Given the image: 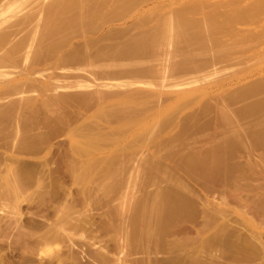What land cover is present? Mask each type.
Masks as SVG:
<instances>
[{
	"label": "rangeland",
	"instance_id": "1",
	"mask_svg": "<svg viewBox=\"0 0 264 264\" xmlns=\"http://www.w3.org/2000/svg\"><path fill=\"white\" fill-rule=\"evenodd\" d=\"M69 1L0 0V264H264V0Z\"/></svg>",
	"mask_w": 264,
	"mask_h": 264
},
{
	"label": "bare ground",
	"instance_id": "2",
	"mask_svg": "<svg viewBox=\"0 0 264 264\" xmlns=\"http://www.w3.org/2000/svg\"><path fill=\"white\" fill-rule=\"evenodd\" d=\"M73 1H75V0H73ZM119 1H120V0H119ZM22 2H23V1H22ZM37 4H38V3H37ZM71 4H72V0L69 1L68 4L65 3L64 6H61L62 9H63V10L61 9V10L63 11V13H60V14H61V15H62V14L64 15L65 12H67V11L71 8ZM35 5H36V4H35ZM15 7H16V6H15ZM63 7H64V8H63ZM9 8H10V7H9ZM34 8H35V7H34ZM26 11H27V10H26ZM69 11H70V10H69ZM4 12H5V11H4ZM9 12H10V11H9ZM2 13H3V12H2ZM68 13H69V12H68ZM66 14H67V13H66ZM68 15H70V14H68ZM66 16H67V15H66ZM73 17H74V16H73ZM77 17H78V16H77ZM66 18H68V17H66ZM69 18H70V17H69ZM24 19H25V18H24ZM64 19H65V18H64ZM64 19H63V20H64ZM14 20H15V19H14ZM20 20H21V19H20ZM65 20H67V19H65ZM65 20H64V21H65ZM69 20H72V19H69ZM172 20H173V19H172ZM178 20H179V21H178ZM23 22H24V21H23ZM163 22H165V21H163ZM170 22H171V20H170ZM176 22L178 23V30H176V31H178V32H176V33L179 34V35H177V36L181 37V35H180V33H179V30H183V28L185 29V27H186V26H185L186 23H185V21H184L183 19H181V20H180V19H177ZM208 22H209V21H208ZM171 23H172V22H171ZM203 23H204V22H203ZM211 23H212V21L210 20L209 24H211ZM66 24H67V21H66ZM166 24H167V23H166ZM172 24H173V23H172ZM175 24H176V23H174V25H173L174 27H175ZM206 24H207V23H206ZM206 24H205V25H206ZM209 24H208V25H209ZM13 25H15V24L13 23ZM17 25H18V24H17ZM19 25H20V24H19ZM22 25H23V24H22ZM24 25H25V24H24ZM176 25H177V24H176ZM15 26H16V25H15ZM184 26H185V27H184ZM7 27H9V26H7ZM176 27H177V26H176ZM208 27H209V26H208ZM3 28H4V27H3ZM20 29H21V28H20ZM203 29H204V27H203ZM203 29H201V33H202V34L205 33V32L202 31ZM208 30H209V29H208ZM2 31H3V30H2ZM4 32H5V31H4ZM14 32H15V31H14ZM31 32H32V31H31ZM33 32H34V31H33ZM33 32H32V33H33ZM174 32H175V30H174ZM182 32H183V31H182ZM7 33H8V32H7ZM18 33H19V32H18ZM2 34H3V33H2ZM200 35H201V34H200ZM204 35H205V34H204ZM6 36H7V35H6ZM13 36H14V35H13ZM201 36H202V35H201ZM34 37H35V36H34ZM34 37H32V38H34ZM179 37H178V38H179ZM9 38H10V36H9ZM9 38H8V39H9ZM185 38H186V37H185ZM199 38H201V37H199ZM205 38H206V37H205ZM179 39H180V38H179ZM10 40H11V39H10ZM33 40H34V39H33ZM203 40H204V38H203ZM3 41H4V40H3ZM3 41H2V42H3ZM135 41L138 42L137 40H135ZM143 41H144V39L142 40V42H143ZM204 41H205V40H204ZM204 41H201V42L203 43ZM140 42H141V39H140ZM142 42L140 43L141 45H142ZM204 43H205V42H204ZM34 44H35V43H34ZM134 44H135V43H134ZM140 44H139V42H138V44H135V45H140ZM144 44H145V43H144ZM206 44H207V43H206ZM204 45H205V44H204ZM207 46H208V45H207ZM207 46H206V47H207ZM11 47H12V46H11ZM3 48H4V47H3ZM140 48H141V47H139V49H140ZM10 49H11V48H9V50H10ZM137 49H138V47H137ZM7 51H8V50H7ZM8 53H9V52H7L6 54H8ZM0 55H1V54H0ZM263 134H264V133H263ZM258 136H259V135H258ZM262 136H263V135H262ZM262 139H263V138H262ZM217 160H218V159H217ZM216 162H217V161H216ZM173 205H175V204H173ZM173 205H172V206H173ZM178 205H179V204H178ZM179 206H180V205H179ZM158 207L160 208V206H158ZM158 207L156 208V209H157L156 212L159 211V210H158ZM162 208H163V207H162ZM162 208H160V209H161L160 212L162 211ZM174 208H176V209L178 210L177 207H174ZM179 209H180V207H179ZM170 210H172V207H171ZM171 212H175V211H171ZM176 212H177V211H176ZM158 213H159V212H158Z\"/></svg>",
	"mask_w": 264,
	"mask_h": 264
}]
</instances>
